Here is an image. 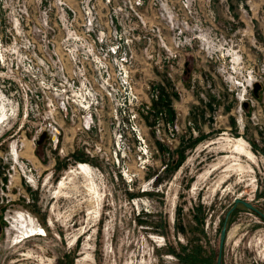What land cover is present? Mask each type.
<instances>
[{"label":"rangeland","instance_id":"rangeland-1","mask_svg":"<svg viewBox=\"0 0 264 264\" xmlns=\"http://www.w3.org/2000/svg\"><path fill=\"white\" fill-rule=\"evenodd\" d=\"M235 199L264 214V0H0V264H216L226 218L221 264H264Z\"/></svg>","mask_w":264,"mask_h":264},{"label":"bare ground","instance_id":"bare-ground-1","mask_svg":"<svg viewBox=\"0 0 264 264\" xmlns=\"http://www.w3.org/2000/svg\"><path fill=\"white\" fill-rule=\"evenodd\" d=\"M67 174L76 176L77 174H82L86 179L87 183L89 184L88 190L95 191V184H94V174L91 171L90 167L84 163H79L75 168L69 169L67 173L63 176L61 182L59 183V187H62L63 181L66 178ZM85 188V187H84ZM92 192V193H93ZM18 221H22L24 223L23 227L26 226L25 231L30 232V235H37L41 234L39 230L43 231L40 227L34 224L33 220L29 216H25L23 213L18 215ZM43 234V233H42Z\"/></svg>","mask_w":264,"mask_h":264},{"label":"water","instance_id":"water-1","mask_svg":"<svg viewBox=\"0 0 264 264\" xmlns=\"http://www.w3.org/2000/svg\"><path fill=\"white\" fill-rule=\"evenodd\" d=\"M258 87H259V85L255 84V90ZM47 138H48L47 131H43V132H41V134L39 136V139L36 142H37V144H40ZM238 203L244 204L247 208L252 209L253 211L257 212L258 214H260L264 218V214L263 213L259 212V210L257 208H255L254 206H252V204H250L248 202H245L242 199H235L234 200V204L231 206V208L227 212L226 217L229 215V213L235 208V206ZM226 222H227V218L224 220L223 226H222L221 231H220V242H219V250H218V256H217L216 264H221V250H222V247H223V244H224V238H225V234H226Z\"/></svg>","mask_w":264,"mask_h":264},{"label":"built area","instance_id":"built-area-1","mask_svg":"<svg viewBox=\"0 0 264 264\" xmlns=\"http://www.w3.org/2000/svg\"><path fill=\"white\" fill-rule=\"evenodd\" d=\"M248 79L249 80H247L246 83H248L251 86H252L253 83L256 82V79L254 77H250ZM50 126H52V129H51L52 131L51 130H43V131H47V133H48V138L47 139H49V138H51V139L56 138L57 137V130H56V128L52 124H49V127ZM43 131H41V132H43Z\"/></svg>","mask_w":264,"mask_h":264},{"label":"crops","instance_id":"crops-1","mask_svg":"<svg viewBox=\"0 0 264 264\" xmlns=\"http://www.w3.org/2000/svg\"><path fill=\"white\" fill-rule=\"evenodd\" d=\"M255 91H256V90H255ZM253 135H255V136H256V135H258V134H253Z\"/></svg>","mask_w":264,"mask_h":264}]
</instances>
